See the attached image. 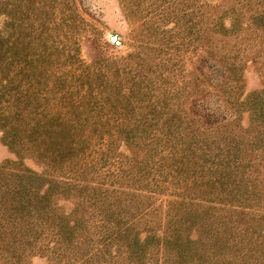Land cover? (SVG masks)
<instances>
[{
  "label": "trees",
  "instance_id": "16d2710c",
  "mask_svg": "<svg viewBox=\"0 0 264 264\" xmlns=\"http://www.w3.org/2000/svg\"><path fill=\"white\" fill-rule=\"evenodd\" d=\"M238 2L264 35V0ZM74 16L69 0H0V140L41 168H0V264H264V166L248 162L264 163V84L229 110L156 104L179 97L154 91L158 66L138 88L112 64H84ZM225 29L239 38L232 19ZM238 44L199 55L216 88L239 80Z\"/></svg>",
  "mask_w": 264,
  "mask_h": 264
},
{
  "label": "rangeland",
  "instance_id": "374dc122",
  "mask_svg": "<svg viewBox=\"0 0 264 264\" xmlns=\"http://www.w3.org/2000/svg\"><path fill=\"white\" fill-rule=\"evenodd\" d=\"M236 1L69 0L70 10L75 13L76 30V35L70 42L77 45L78 57L84 64H112L119 72L134 75V82L141 80L138 88L145 86L148 77L155 74L151 71L152 67L158 66L160 83L152 84V88H157L154 91L159 93L167 88L170 93L176 92L179 97L173 101L152 100L156 104H189L190 101L199 99V104L211 110H229V103L237 104L239 108L240 104H249L252 94L264 84V35L259 29H245L243 22H249L248 14L251 11L239 10L240 3L237 4ZM237 11L242 12L236 15ZM231 19L239 38L233 39L231 35L220 33L222 29L226 31L225 28L230 27ZM212 23L215 24L214 31L209 29ZM231 41L235 44L241 42L238 44L240 47L245 46L235 62L241 67L237 71L239 80L228 78L227 82L232 88H227L228 84L216 88L211 85V81L219 80L220 74L205 67L207 62L201 66L203 73L208 74L205 79L196 68L200 64L198 58L199 55L206 56L207 50L218 58L221 51L219 47L227 48ZM157 47L162 50L159 51ZM215 56L212 57L216 58ZM163 59H167L164 65ZM133 81L121 83L119 89L122 95L116 94L118 99L115 104H123L122 97L128 94L126 87H133ZM109 88L115 92L114 87L109 86L107 90ZM129 96V104H135L139 98L135 91ZM233 121L239 126V130L248 129V112L241 111ZM263 147L264 140L259 148ZM126 150L119 143L118 151ZM17 161L21 163V167L17 165ZM257 161V157L248 160L249 164L258 169L264 166L263 162L257 165ZM3 165L25 168L36 173L41 171L33 159L27 156L17 158L0 140V168ZM247 169L251 170L252 167ZM27 261L29 264H53L38 255L30 256Z\"/></svg>",
  "mask_w": 264,
  "mask_h": 264
},
{
  "label": "water",
  "instance_id": "95a60500",
  "mask_svg": "<svg viewBox=\"0 0 264 264\" xmlns=\"http://www.w3.org/2000/svg\"><path fill=\"white\" fill-rule=\"evenodd\" d=\"M111 40H114V38H113V37H111Z\"/></svg>",
  "mask_w": 264,
  "mask_h": 264
}]
</instances>
